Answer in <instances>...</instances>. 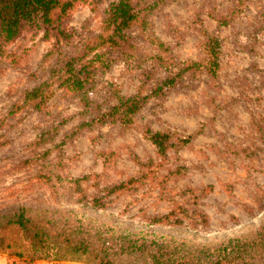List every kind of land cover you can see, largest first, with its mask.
Segmentation results:
<instances>
[{"label":"rangeland","instance_id":"rangeland-1","mask_svg":"<svg viewBox=\"0 0 264 264\" xmlns=\"http://www.w3.org/2000/svg\"><path fill=\"white\" fill-rule=\"evenodd\" d=\"M119 1L79 0L65 36L25 33L0 55V217L20 208L33 217L74 214L147 244L214 245L256 232L264 225V0H129L144 10L147 30L134 25L116 48L91 51ZM208 37L221 43L217 76L195 68L151 96L204 60ZM97 54L109 68L90 67ZM69 62L78 77L93 80L88 108L60 87ZM45 83L43 109L26 105L25 93ZM117 95L149 96L130 127L85 125ZM147 130L170 134L172 147L160 154ZM71 179H82L79 190ZM38 254L31 263L11 252L0 258L91 264L57 257L50 246Z\"/></svg>","mask_w":264,"mask_h":264},{"label":"trees","instance_id":"trees-1","mask_svg":"<svg viewBox=\"0 0 264 264\" xmlns=\"http://www.w3.org/2000/svg\"><path fill=\"white\" fill-rule=\"evenodd\" d=\"M78 2L79 0H0V55L9 44L25 33L45 29L46 37L54 32L65 36V22ZM143 11L137 10L129 0L113 4L104 19L102 33L89 49L96 51L104 47L116 48L120 44V35L134 25L147 30V15ZM220 48L218 39L208 37L204 60L181 68L175 77L158 85L151 96L172 88L178 78L195 68L202 67L215 78L220 69ZM110 63L104 55L97 54L89 65L105 70L110 67ZM67 65L69 69L63 76L60 87L71 97L81 98L88 108L89 96L93 93V80L90 75L81 79L75 73L73 63L69 62ZM48 91V83L27 91L24 96L25 104L41 111L47 101ZM148 98L149 96L117 95L114 106L85 125L120 122L125 127H130ZM146 137L158 148L160 154H165L173 145L172 136L168 133H152L147 130ZM188 141L182 140L183 143ZM81 181L82 179H71L68 183L75 184L79 190ZM119 189L120 187H114L111 191ZM93 205L96 208L103 207L99 200H95ZM28 212V209L20 208L9 216L0 217V253L11 252L31 263L41 257L38 254L40 251L50 246L59 251L57 257L70 255L85 258L91 264H117L114 256L128 257L129 264L142 261L143 264H264V225L254 233L214 245H189L172 238L161 242L152 240L151 244H147L146 241L139 243V240L123 232L104 230L94 226L92 222H79L73 218L74 214L57 217L44 212L33 217ZM157 221L159 220H155Z\"/></svg>","mask_w":264,"mask_h":264},{"label":"crops","instance_id":"crops-1","mask_svg":"<svg viewBox=\"0 0 264 264\" xmlns=\"http://www.w3.org/2000/svg\"><path fill=\"white\" fill-rule=\"evenodd\" d=\"M0 264H3V261H2V259L0 258Z\"/></svg>","mask_w":264,"mask_h":264}]
</instances>
